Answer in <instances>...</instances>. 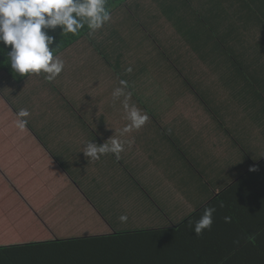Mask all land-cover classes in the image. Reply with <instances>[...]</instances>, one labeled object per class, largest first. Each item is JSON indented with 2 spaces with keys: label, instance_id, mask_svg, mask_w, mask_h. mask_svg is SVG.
<instances>
[{
  "label": "crops",
  "instance_id": "0c3cea01",
  "mask_svg": "<svg viewBox=\"0 0 264 264\" xmlns=\"http://www.w3.org/2000/svg\"><path fill=\"white\" fill-rule=\"evenodd\" d=\"M48 105L62 122L32 118ZM263 157L264 0H127L23 79L0 71V245L156 237ZM206 226L161 233L149 264L213 251Z\"/></svg>",
  "mask_w": 264,
  "mask_h": 264
},
{
  "label": "trees",
  "instance_id": "16d2710c",
  "mask_svg": "<svg viewBox=\"0 0 264 264\" xmlns=\"http://www.w3.org/2000/svg\"><path fill=\"white\" fill-rule=\"evenodd\" d=\"M126 2L0 0V71L23 79ZM205 225L211 231L214 250L199 248L194 254H185L188 261L194 258L190 264H264V157L178 226L158 230L155 235L170 233L174 236L169 241L181 238L186 246ZM151 233L145 230L0 245V264H149L146 249L158 237ZM130 240L136 242L135 248Z\"/></svg>",
  "mask_w": 264,
  "mask_h": 264
},
{
  "label": "rangeland",
  "instance_id": "374dc122",
  "mask_svg": "<svg viewBox=\"0 0 264 264\" xmlns=\"http://www.w3.org/2000/svg\"><path fill=\"white\" fill-rule=\"evenodd\" d=\"M10 99H11V97H10ZM46 110H49V112H51L52 111V113H51V118L49 117V121L52 119V118H54V119H58L57 121L58 122H62L63 120H62V116L60 115V112H56V110L54 109V108H50V105H48V106H43V107H41V109L39 110V112H38V114H37V116H33L32 118H42L44 115H43V111H46ZM47 112V111H46ZM45 116H47V115H45ZM48 121V120H47ZM37 122V120L36 121H32V125L34 126V128L37 126V124H39L38 122ZM37 229V227L35 228V230ZM91 234V233H93V232H88V231H81V232H72V231H70V232H67V233H62V235L60 234V236L59 237H55V238H68V237H75V236H82V235H88V234ZM94 234V233H93ZM42 238H44V239H50V238H52V239H55L54 237H53V235H52V233H50V232H47L45 235H42Z\"/></svg>",
  "mask_w": 264,
  "mask_h": 264
}]
</instances>
